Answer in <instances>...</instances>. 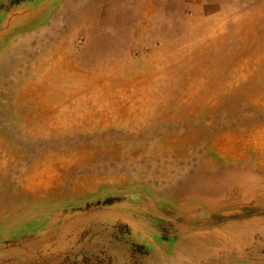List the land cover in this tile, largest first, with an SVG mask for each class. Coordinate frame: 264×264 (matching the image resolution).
I'll list each match as a JSON object with an SVG mask.
<instances>
[{
  "label": "rangeland",
  "instance_id": "1",
  "mask_svg": "<svg viewBox=\"0 0 264 264\" xmlns=\"http://www.w3.org/2000/svg\"><path fill=\"white\" fill-rule=\"evenodd\" d=\"M80 3L51 20L23 15L0 36V264H227L250 254L264 146L247 142L264 130V57L244 65L242 55L256 39L198 26L191 39L170 35L141 50L108 32L94 2ZM239 62L256 72L232 87ZM200 65L203 100L188 78ZM223 68L225 94L215 79ZM143 77L150 85L127 112L107 126L87 120L106 88L117 97ZM59 119L67 127L49 131ZM221 132L242 135L239 158L212 147ZM51 172L60 176L45 186Z\"/></svg>",
  "mask_w": 264,
  "mask_h": 264
},
{
  "label": "crops",
  "instance_id": "2",
  "mask_svg": "<svg viewBox=\"0 0 264 264\" xmlns=\"http://www.w3.org/2000/svg\"><path fill=\"white\" fill-rule=\"evenodd\" d=\"M72 1L74 3L75 0H0V36L7 33V27L11 25L22 26L25 21L23 15L26 19L46 12L44 16H49L51 20L55 10L70 9ZM82 1L84 3H80L78 8L89 7L94 2L93 8L102 10L104 26H107L108 32L117 34L115 39L121 35L133 45L139 42L141 50L146 45L145 41H157L170 35L173 39L174 35L191 39V36H196L198 26H207L206 29H209V26L215 25V31L219 28L224 31L225 28V31L232 33L248 36L252 34L253 39H256L254 45L250 46V51L254 52L242 55L243 59L249 58L244 59V65H252V62H255L254 65L258 64L257 56L264 57V0H80ZM97 13L100 14V11ZM97 23L101 24L99 20ZM219 24H225V27H219ZM212 30L210 28L208 31L212 33ZM241 67L242 64L239 65ZM263 146L264 144L261 147ZM260 181H264V178ZM253 222L254 233L260 236L257 234L252 251L237 260H229L227 264H264V208L253 215Z\"/></svg>",
  "mask_w": 264,
  "mask_h": 264
},
{
  "label": "bare ground",
  "instance_id": "3",
  "mask_svg": "<svg viewBox=\"0 0 264 264\" xmlns=\"http://www.w3.org/2000/svg\"><path fill=\"white\" fill-rule=\"evenodd\" d=\"M212 34V33H211ZM206 40V39H205ZM206 48V47H205ZM209 48V47H208ZM204 50V49H203ZM206 50V49H205ZM200 56L202 55V54H199ZM204 55V54H203ZM206 56H207V54H206ZM188 57V56H187ZM203 57V56H202ZM223 57V56H222ZM205 58V57H204ZM207 58V57H206ZM245 59H249L248 57H246ZM194 60V59H193ZM192 60V61H193ZM201 60V59H200ZM206 60V59H205ZM242 60V59H241ZM240 60V61H241ZM198 61V60H197ZM245 61V60H244ZM206 62V61H205ZM220 62H222V61H220ZM225 62V61H224ZM249 62V61H248ZM190 63V62H189ZM188 63V64H189ZM215 63V62H214ZM217 63V62H216ZM227 63V62H226ZM253 64L252 65H254V63L255 62H252ZM182 64H183V62H182ZM187 64V63H186ZM203 64V63H202ZM207 64V63H206ZM185 65V64H184ZM204 66H206L205 65V63L203 64ZM226 64H224V66H225ZM221 66V65H220ZM223 66V65H222ZM249 66V65H248ZM247 66V67H248ZM209 68V67H208ZM211 68V67H210ZM52 69V68H51ZM170 69H172V68H170ZM175 69V68H174ZM192 69V68H191ZM189 70L190 72L191 71H193V69L192 70ZM221 69V68H220ZM230 70H231V68H229ZM50 70V69H49ZM66 70H71V69H66ZM188 70H186V71H188ZM215 70H218V68H215ZM223 70H224V68H223ZM55 71V70H54ZM196 71V70H195ZM209 71V70H208ZM220 71V70H219ZM78 72V71H77ZM84 72V71H83ZM165 72V71H164ZM184 72V71H183ZM188 72V78L190 77L191 78V85L192 84H194V83H196V82H198V86H199V88H198V90L196 91V93H194V98H199V99H201V100H203V97L201 96V90L205 87V86H207L206 84H205V81H204V79H203V77H204V75H206V67L205 68H201V65H200V68H198V70H197V72ZM228 72H229V70H228ZM234 73H233V79L231 80V82H230V85L232 86V87H236L240 82H244V81H247L255 72H256V70H255V68H251V67H249V68H238V70H236V71H233ZM90 73V72H89ZM169 73V72H168ZM172 73V72H171ZM170 73V74H171ZM175 74V73H174ZM173 74V75H174ZM178 74H180V73H178ZM176 75V76H178V77H180L179 75ZM184 74V73H183ZM210 74V73H209ZM73 75V74H72ZM76 75H78V74H76ZM214 75V74H213ZM109 76V75H108ZM107 76V77H108ZM185 76V75H184ZM207 76V75H206ZM208 76H210V75H208ZM154 77V76H153ZM175 77V76H174ZM186 77V76H185ZM215 79L217 80V81H221L222 82V84H224V87H222V92L225 94V80H220V79H226L225 78V70L222 72L221 71V73L219 72V73H215ZM74 78V77H73ZM145 77H143L142 78V80H138V81H136V80H134V81H132L133 83H131V82H129V81H126L125 83V85L123 86V87H121V88H119V91L118 92H121L120 94H119V96H117V97H113V95H115V93L113 92L114 90H110V89H108V88H106L107 89V91L105 92L107 95L106 96H104V98H106V99H104V100H102L103 102H102V106L100 107V112H98V111H96V110H94V111H92V112H89L88 114H87V117H89V118H87V120H92V119H96V120H98L99 121V123L103 126V125H108V123H109V119L110 118H116L119 114H122L124 111H128V110H126V109H128L127 107H126V103L127 102H135V103H138L137 101H139V98H140V96H141V94L146 90V89H144V87H147L148 85H150V79H144ZM172 78H173V76H172ZM88 79H90V80H88V81H86V80H83V82H85L86 84H88V85H90V84H93L96 80H97V77L96 76H92V77H90V78H88ZM82 80V79H81ZM176 80H177V78H176ZM182 80V79H181ZM35 81H36V79H35ZM131 81V80H130ZM154 81V80H153ZM169 81V80H168ZM184 81H185V79H184ZM209 81V80H208ZM82 82V81H81ZM194 82V83H193ZM211 82V81H210ZM79 83V82H78ZM106 83V82H105ZM187 83V82H186ZM189 83V82H188ZM214 83V82H213ZM220 83V82H219ZM108 86H110V87H112L114 84H113V82L112 81H107V83H106ZM221 84V85H222ZM197 85H195V86H197ZM209 85V84H208ZM229 85V84H228ZM49 86V85H48ZM74 86V85H73ZM131 86H133V89H134V92H133V89L131 88ZM167 86H171V83H168V84H166V86H165V88L167 87ZM182 86V85H181ZM220 86V85H219ZM43 87V86H42ZM152 87V86H151ZM182 87H184V86H182ZM187 87V86H186ZM185 87V88H186ZM229 87V86H228ZM70 88V87H69ZM76 88H78V86L76 87ZM99 88V87H98ZM135 88H138V89H135ZM148 88H150V86L148 87ZM206 88V87H205ZM229 88H231V87H229ZM228 88V89H229ZM43 89V88H42ZM142 89V90H141ZM209 89V88H208ZM67 90V89H66ZM152 90V89H151ZM190 90H191V88H190ZM212 90V89H211ZM215 90V89H214ZM221 90V89H220ZM54 91V90H53ZM65 91V90H64ZM75 91H76V89H75ZM78 91V90H77ZM82 90H80V92H81ZM130 91H132V92H130ZM187 91V90H186ZM189 91V90H188ZM218 91V90H217ZM97 92V91H96ZM116 92V91H115ZM131 94H130V93ZM230 92V91H229ZM104 93V92H103ZM154 93V92H153ZM169 93V92H168ZM189 93V92H188ZM206 93V92H205ZM210 93V92H209ZM81 94V93H80ZM93 94V93H92ZM183 94H185V93H183ZM182 94V95H183ZM187 94V93H186ZM211 94V93H210ZM84 95V94H83ZM99 95V94H98ZM101 95V94H100ZM171 95V94H170ZM187 95H189V94H187ZM191 96L193 95V94H190ZM54 96V95H53ZM85 96V95H84ZM211 96V95H210ZM216 96V95H215ZM38 97H40V96H38ZM80 97V96H79ZM90 97V96H89ZM212 97H213V95H212ZM92 98V97H91ZM152 98H154V95L153 94H151L150 96H149V100L150 99H152ZM162 98V97H161ZM41 99H42V97H41ZM85 99H87V98H85ZM93 99V98H92ZM154 99H156V97L154 98ZM186 99V98H185ZM205 99V101L203 102V101H196L198 104H201L202 102V105H207V103L209 102H211L210 100H211V98H209V97H205L204 98ZM48 100V99H47ZM180 100V99H179ZM182 100V99H181ZM33 101V100H32ZM36 101V100H35ZM39 101V100H38ZM91 101V100H90ZM99 101V100H98ZM143 101H145V100H142V102ZM175 101V100H174ZM185 101V100H184ZM187 101V100H186ZM101 102V101H100ZM154 102V101H153ZM214 102V101H213ZM140 103V102H139ZM178 103V102H177ZM212 103V102H211ZM212 105H214V104H212ZM58 106V105H57ZM77 106H78V104H77ZM199 106V105H198ZM215 106V105H214ZM62 107V106H61ZM125 107H126V109H125ZM47 108V107H46ZM56 108V107H55ZM84 108V107H83ZM99 108V107H98ZM191 108V107H190ZM39 109V108H38ZM38 109H36V110H38ZM68 109V108H67ZM79 109H80V107H79ZM92 109V108H91ZM178 109V108H177ZM193 109H195V108H193ZM40 110V109H39ZM46 109H44V111H45ZM72 110V109H71ZM84 110V109H83ZM86 110V109H85ZM97 110H99V109H97ZM65 111V110H64ZM184 112V111H183ZM188 112V111H187ZM61 113V112H60ZM79 113V112H78ZM83 113V112H82ZM87 113V112H86ZM63 114V113H62ZM40 115V114H39ZM76 115V114H75ZM65 116V115H64ZM63 116V117H64ZM167 116V115H166ZM179 116V115H178ZM47 117H48V115H47ZM57 116H55V118H56ZM62 117V118H63ZM66 117V116H65ZM123 117V116H122ZM164 117V116H163ZM60 118V117H59ZM72 119V118H71ZM86 119V118H85ZM68 120V119H67ZM73 120V119H72ZM81 120V119H80ZM95 120V121H96ZM117 120V119H116ZM175 120V119H174ZM46 121V120H45ZM51 121V120H50ZM66 121H64L63 119H59V120H57V122H55V121H53L52 122V125H51V128H50V130L49 131H51V130H53L56 126L57 127H60V128H65V127H67V126H64L63 127V125H64V123H65ZM69 122V121H68ZM97 122V121H96ZM70 124V126L73 124V122H69ZM114 124V123H113ZM56 125V126H55ZM98 125V124H97ZM49 126V125H48ZM91 126V125H90ZM46 127H47V125H46ZM56 127V128H57ZM199 128V127H198ZM47 129V128H46ZM200 129V128H199ZM42 130V129H41ZM44 131V130H43ZM231 132V131H230ZM236 132V131H235ZM256 132H257V130H256ZM256 132H253L252 133V135L250 136V139H249V142H247L248 143V145H252L254 148L256 147V148H261V146L264 144V130L263 131H261V132H263V133H261V134H257ZM46 133V132H45ZM50 133V132H49ZM51 134V133H50ZM178 135H179V133H177ZM185 134V133H184ZM182 135V134H181ZM187 135V134H186ZM191 135V134H190ZM241 136L242 135H236V137H233V136H229V134H226V137H225V132H221L220 133V135H217L211 142H212V147L214 146L215 147V150H216V152H218L219 154H221L224 158L226 157V158H228V157H230V156H236V157H238V151H239V148H240V138H241ZM192 137V136H191ZM179 139V138H178ZM190 139V138H189ZM248 140V139H247ZM79 141V140H78ZM173 141V140H172ZM178 141V140H177ZM181 141H182V139H181ZM181 143V142H180ZM246 143V144H247ZM210 145V146H211ZM8 147V146H7ZM213 147V148H214ZM86 148V147H85ZM181 148V147H180ZM183 151H181V153H182ZM256 152V151H255ZM184 155V154H183ZM189 155V154H188ZM95 156V155H94ZM176 157V156H175ZM48 158V157H47ZM46 158V159H47ZM69 158V157H68ZM93 158V157H92ZM91 158V159H92ZM239 158V157H238ZM86 159V158H85ZM76 160V159H75ZM93 161V160H92ZM84 163V162H83ZM87 163V162H86ZM7 164V163H6ZM65 167V166H64ZM65 170V169H64ZM46 172V171H45ZM52 172H54V170L52 171ZM51 172V174H46V185L45 186H47V184H52V182L53 181H55L56 180V178L57 177H59L60 176V174L59 173H57V175H55V174H53ZM54 173H56V172H54ZM39 176V175H38ZM95 177V176H94ZM103 177V176H102ZM96 178V177H95ZM37 179V178H36ZM31 182V181H30ZM35 182V181H34ZM41 183V182H40ZM35 186V185H34ZM96 186V185H95ZM92 187V186H91ZM82 188V187H81ZM97 188V187H96ZM34 189V188H33ZM40 189V188H39ZM89 190H91V188L89 189ZM84 193V192H83Z\"/></svg>",
  "mask_w": 264,
  "mask_h": 264
}]
</instances>
